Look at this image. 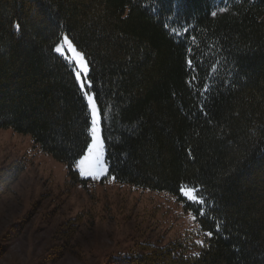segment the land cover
<instances>
[{"label": "trees", "instance_id": "trees-1", "mask_svg": "<svg viewBox=\"0 0 264 264\" xmlns=\"http://www.w3.org/2000/svg\"><path fill=\"white\" fill-rule=\"evenodd\" d=\"M63 34L90 62L104 178L205 201H186L203 246L145 243L107 263L264 264V0H0V129L85 185L90 114L54 51Z\"/></svg>", "mask_w": 264, "mask_h": 264}, {"label": "rangeland", "instance_id": "rangeland-1", "mask_svg": "<svg viewBox=\"0 0 264 264\" xmlns=\"http://www.w3.org/2000/svg\"><path fill=\"white\" fill-rule=\"evenodd\" d=\"M89 134L90 145V129ZM14 165L22 166L21 173L0 185V264H108L113 256L145 243L203 241L186 201L196 204L180 192L131 186L105 176H81L88 179L85 185H72L67 165L34 146L30 135L0 129V173ZM74 169L78 171L76 164Z\"/></svg>", "mask_w": 264, "mask_h": 264}, {"label": "snow or ice", "instance_id": "snow-or-ice-1", "mask_svg": "<svg viewBox=\"0 0 264 264\" xmlns=\"http://www.w3.org/2000/svg\"><path fill=\"white\" fill-rule=\"evenodd\" d=\"M212 15H216V13H212ZM13 27L17 32L20 31L19 23L15 24ZM54 51L69 65L74 80L78 85L83 99L86 101V107L90 110L92 117V126L90 128L92 143L88 147V155L76 161V167L81 176L90 177L92 179H100L101 176L106 177L108 174V164L104 159L103 139L100 135L102 111L98 105L96 94L90 91L93 87V82L89 76L91 71L90 62L87 60L85 54L77 49L73 41L70 40L67 35L63 36L62 42L55 46ZM188 63L191 64L192 61L189 60ZM86 162H91L87 170L84 168ZM179 192L196 205L202 206L205 204L203 198L197 195V189L195 187L188 190L184 187H180ZM199 213L200 215H204L202 207L199 209ZM195 218L194 216L193 219ZM206 235L212 236V232H208ZM197 243L203 246V241H197ZM196 255L200 254L197 253Z\"/></svg>", "mask_w": 264, "mask_h": 264}]
</instances>
